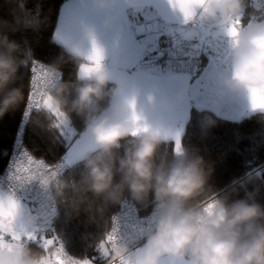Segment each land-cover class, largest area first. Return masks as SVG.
Returning <instances> with one entry per match:
<instances>
[{"label":"clouds","instance_id":"obj_1","mask_svg":"<svg viewBox=\"0 0 264 264\" xmlns=\"http://www.w3.org/2000/svg\"><path fill=\"white\" fill-rule=\"evenodd\" d=\"M94 3L101 10L113 7V0ZM244 6V0H204L193 17L198 13L203 22L215 24L228 37L231 58L221 81L230 92L247 97L251 106L252 89L264 90V21L243 26L239 17ZM176 10L182 14L178 6ZM237 20V35L231 36L229 30ZM93 40L97 42L95 33L86 30L65 49L79 69L90 63ZM20 51L15 41L0 32V118L25 101L22 88L9 87L24 63L17 55ZM50 69L55 76L46 86V94L66 119L70 112L84 117L85 132L98 150L85 157L86 171L71 185L77 197L73 206L78 208L87 201L88 193L93 197L88 201L89 210L97 199L103 202L102 210L103 204L122 202L126 193L139 203H145L151 193L156 205L144 243L133 250L120 242L117 232L116 240L107 245L109 264H264V206L255 202L254 193L231 203L227 196L213 195L214 208L207 212L200 202L208 194L209 171L203 158L180 151L170 162L157 163L160 132L147 125L148 131L133 134L137 124L131 101L121 99L118 88L106 91L110 76L103 65L89 75L79 70L74 98L73 86L60 82L58 64ZM106 96L109 105L101 110L100 102ZM251 109L264 113V108ZM130 137L134 138L132 146L117 158L113 149ZM47 175L37 178L41 185L55 187L57 196L62 195L66 185L57 178L54 182L46 179ZM254 179L249 177L250 182ZM20 223L25 232L38 231L35 218L28 216L21 222L19 211L15 218L18 229ZM8 237L4 239L10 242ZM50 256L51 251H33L26 243L16 242L11 250L0 249V264H40Z\"/></svg>","mask_w":264,"mask_h":264},{"label":"trees","instance_id":"obj_2","mask_svg":"<svg viewBox=\"0 0 264 264\" xmlns=\"http://www.w3.org/2000/svg\"><path fill=\"white\" fill-rule=\"evenodd\" d=\"M64 1L0 0V32L7 34L10 40L20 46L21 51L17 55L24 61L15 82L9 87H20L25 95L24 102L0 118V173L12 150L26 105L32 61L58 64L61 82L72 85L71 98L75 96L79 64L68 56L65 46L53 38L58 12ZM200 60L201 66L205 61L202 52ZM113 88L115 83L109 81L106 91ZM109 102L110 97L106 96L100 102V109L107 108ZM209 120L211 123H208ZM67 121L71 131L54 127L57 121L46 109L32 112L24 125L22 144L34 156L47 161L63 157L73 140L85 129L84 117L75 112L69 113ZM133 142L132 137L122 140L120 147L113 149V154L117 158L123 157ZM180 145L182 151L202 157L209 171L206 183L208 194L201 199L202 204L207 206L213 200V195L217 198L227 196L231 203L254 193L255 202L264 206V113L251 112L238 119H229L209 108L192 107ZM97 151L95 148L74 161L57 177L66 186L60 196H57L56 188L52 187L57 212L50 227L42 233L45 239L57 242L47 251L54 252V247L61 245L67 256L80 261L89 260L90 264H101L108 258L101 251L100 244L105 241L111 215L118 207V203H107L100 210L103 202L97 199L89 210L88 201L93 199L91 193L87 194V201L78 208L73 206L72 202L77 197L71 185L78 183L85 173V157ZM174 158L172 141L161 139L156 162L167 163ZM253 176L256 179L250 182L249 177ZM116 180H119L118 175ZM124 198L135 204L140 214L148 213L155 204L151 193L145 203L132 200L127 193ZM23 243L33 251H46L39 241L28 240Z\"/></svg>","mask_w":264,"mask_h":264},{"label":"crops","instance_id":"obj_3","mask_svg":"<svg viewBox=\"0 0 264 264\" xmlns=\"http://www.w3.org/2000/svg\"><path fill=\"white\" fill-rule=\"evenodd\" d=\"M141 1L113 0V7L101 10L94 0H65L58 12L53 38L67 48L78 41L86 30L94 32L97 43L104 50L103 60H108L107 66L102 65L110 81H116L114 83L120 91V98L135 101L136 112L143 122L157 129L163 140H171L175 154L177 134L182 151L180 138L192 107L209 108L229 119H238L253 112L248 98L243 95L234 94L228 89L218 90L214 94L205 86H200L203 84L202 66L192 76L153 69L132 71L136 60L148 54L150 48L147 46L151 41L150 37L137 35V22L150 18L158 26L169 29L173 23H186L190 19H186L182 12L180 14L174 5L163 8L153 0L159 9V12H154L148 6L141 7ZM79 70L78 67L77 73ZM71 145L76 148L72 152L71 146L67 149L63 155L66 161H76L95 149L85 129ZM24 237L25 234L17 242L23 243Z\"/></svg>","mask_w":264,"mask_h":264},{"label":"built area","instance_id":"obj_4","mask_svg":"<svg viewBox=\"0 0 264 264\" xmlns=\"http://www.w3.org/2000/svg\"><path fill=\"white\" fill-rule=\"evenodd\" d=\"M244 3V11L239 17L240 23L243 26H248L253 22L264 21V0H244ZM195 25L208 30L216 28L215 24L203 22L199 18L198 13L184 24L173 23L169 29L158 26L150 18L137 22V35L151 38L147 46L150 50L148 54H144L136 60L131 70L153 69L188 76L194 75L199 70L201 64L198 48L200 31L195 40L184 38V33L189 26ZM228 45H230L228 37L205 36L202 40L201 52L204 48H222ZM37 62L49 68L51 67V65L44 62ZM102 64L107 66L108 60H103ZM58 75L61 82L59 70ZM29 95L30 83L28 85L27 101ZM36 99H40V97H36ZM34 111L36 110L33 109L31 113ZM29 115H25L24 108L21 122L13 140L12 150L0 173V188L7 195H13L15 198H26L33 207L32 214L35 218L38 231L44 232L50 227L56 216L57 205L52 187L42 186L40 180L37 178L48 173L46 179L54 181L70 164L63 157L55 161H47L34 156L26 149L21 139L24 125ZM28 156H31L36 163L30 165L27 159ZM41 162L43 166L38 167L37 165ZM17 168H20L21 171L17 172ZM25 168L29 170L27 173L23 171ZM29 175L34 176V179L28 180L27 176ZM155 211L156 205L154 204L148 213L140 214L136 205L124 198L122 202L118 203L117 209L111 215L106 235L112 231L115 222V225L118 227L117 232L120 242L127 244L134 250L144 243L147 232L152 228V218ZM101 264H109V258Z\"/></svg>","mask_w":264,"mask_h":264},{"label":"snow or ice","instance_id":"obj_5","mask_svg":"<svg viewBox=\"0 0 264 264\" xmlns=\"http://www.w3.org/2000/svg\"><path fill=\"white\" fill-rule=\"evenodd\" d=\"M174 6H178L181 12L184 14L186 19L192 18L195 15V9L204 4V0H173ZM239 20L230 28L229 35H237V25ZM104 59V50L103 48L95 41L92 42V50L88 56L89 64L82 65L80 67V72L89 75L94 71H97L102 66V61ZM31 77H30V95L25 107V115H29L33 109L35 110H47L55 119L56 123L53 125L56 128H62L66 122V116L63 112L59 111L51 96L46 94V86L54 79L55 73L52 70L43 64L33 60L31 67ZM40 97V99H36ZM251 106L252 108H264V90L252 89L251 97ZM131 107L133 109V119L137 124L134 135L140 131H148V126L142 120L139 115L135 114V101H131ZM177 152L180 151L179 148V136L177 134ZM29 164H34L36 161L32 159L31 156L27 157ZM42 167V162L37 165ZM21 169L17 168V172H20ZM25 173L29 170L27 168L23 169ZM19 178V177H17ZM28 180L34 179V176H27ZM20 205L19 202L15 199L13 195H8L5 199L0 195V249L7 248L11 250L15 243L5 241V235H8L13 242H17L21 239V235L17 233L15 228V218L19 211ZM214 208V204H208L206 207L207 212H211ZM118 227L115 225L110 233L106 235L105 241L100 244L101 251L108 255L107 245L114 242L117 238ZM29 239H32L31 234L28 235ZM57 244L54 239H45L44 240V249L47 251L51 249V246ZM40 264H90L89 260H75L67 256L64 252V249L61 245H58L56 251L51 252V256L46 259H42Z\"/></svg>","mask_w":264,"mask_h":264},{"label":"rangeland","instance_id":"obj_6","mask_svg":"<svg viewBox=\"0 0 264 264\" xmlns=\"http://www.w3.org/2000/svg\"><path fill=\"white\" fill-rule=\"evenodd\" d=\"M144 1H146V3H144ZM157 3H159L163 8H166L167 6L174 5L173 0H156ZM154 1L153 0H142L140 6H148L147 8L152 9L154 12H159V9L156 5H154ZM145 4V5H144ZM140 7V8H141ZM176 7V6H175ZM180 24H184V23H180ZM167 29V28H165ZM199 34V30L194 27V26H189V28L187 29V31L184 33V38L186 39H193L195 40L198 37ZM204 57H205V61L204 63L201 65L202 66V79L201 81L203 82L202 85L200 86H205L207 88L208 91H210V93H216L218 90H225L227 89L222 81H221V75L224 71V69L229 65L230 63V58H231V50H230V45L219 48V47H210V48H204L202 51ZM134 72H137V70H134ZM139 72V71H138ZM113 82H116L115 80H113ZM205 83V84H204ZM115 88H116V84H115ZM212 97L211 94L209 96V101H211ZM63 129L69 130L71 131L68 121L66 122V124L62 127ZM71 152L73 151V145H71ZM70 146L68 147V149L70 148ZM70 152V155H72V153ZM71 160V161H70ZM67 159L68 163H72L75 159ZM0 194H5L7 195L1 188H0ZM17 201H21L22 204L19 202L20 208V221L22 222L23 219L25 217L28 216H33L32 212L30 211L29 208V201L26 198H17ZM215 201L211 200L207 203L208 204H214ZM19 211L17 213V215L19 214ZM19 226L21 228H16V231L18 234H20L21 236L23 234H25L24 237V241H28V240H32V241H39L41 244L44 245V240L45 238L43 237L42 233L43 232H39V231H33V232H25L22 227V223L19 224ZM31 234L33 236L32 239L28 238V235ZM10 239V237H8ZM10 242L13 243V241ZM55 250L58 248L54 247Z\"/></svg>","mask_w":264,"mask_h":264},{"label":"water","instance_id":"obj_7","mask_svg":"<svg viewBox=\"0 0 264 264\" xmlns=\"http://www.w3.org/2000/svg\"><path fill=\"white\" fill-rule=\"evenodd\" d=\"M194 27H196L200 31V37L198 39L199 55L201 53L202 40H203V38L205 36H223V37H227L225 34L219 32L217 27L213 28L211 30L204 29L202 27H199L198 25H195ZM32 210H33V207H32V205H30V211H32Z\"/></svg>","mask_w":264,"mask_h":264}]
</instances>
